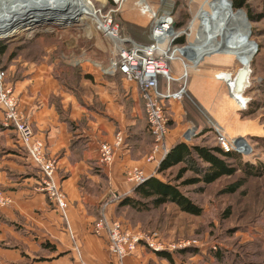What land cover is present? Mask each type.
Here are the masks:
<instances>
[{
    "label": "rangeland",
    "instance_id": "1",
    "mask_svg": "<svg viewBox=\"0 0 264 264\" xmlns=\"http://www.w3.org/2000/svg\"><path fill=\"white\" fill-rule=\"evenodd\" d=\"M89 1L94 13L100 10L103 13L112 12V18L121 25L122 33L140 44L150 42L154 31V22L148 17L149 12L154 11L158 16L170 14L174 19L176 32H184L181 39L188 45L189 42H195L200 26L197 22L193 26V31L188 29L207 0ZM226 5H230L229 9L234 12H230ZM263 5L264 0H249L248 10L255 14L260 13ZM43 12L52 17V13L46 10ZM218 13L228 28H235L243 34L241 44L235 57L216 53L205 57L199 67L191 71L187 97L174 105V112L171 108L168 112L169 133L171 131L172 134L170 145L176 144L178 140L189 145L220 148L218 135L212 129V125H220L234 141L249 143L243 154H238L241 162L243 165H254L262 173L264 169V143L261 141L264 140V18L259 22H252L247 9L234 8V0H221ZM94 17L95 15L81 23L61 25L55 22L45 30L46 33L44 31L37 35L21 33L15 37L1 39L0 47L4 45L7 48L6 54L0 57V66L6 68V83L9 77L15 75L17 68L29 66V60L64 71L65 67L71 69L79 59L96 57L98 54L95 44L103 47L107 44L98 36L96 39L91 33L95 28ZM248 29L249 34H247ZM222 42L223 35H220L216 38V43ZM12 55H15L14 59ZM249 58L251 76L249 86L242 95L243 102L247 100V103L238 104L233 100L229 84L223 78L228 74L235 79ZM174 66L177 70L176 74H181L179 65L174 64ZM9 72L12 75H9ZM204 130L210 131L203 135ZM190 131H193L194 137L187 141L185 134ZM247 133L251 136H245ZM143 138V154H146L144 159L147 162L153 152L154 140L146 131L143 133ZM18 148L21 149L19 145ZM5 150L0 149V153ZM47 155L54 159L49 153ZM169 175L170 180L175 179L178 170L168 172L166 177L158 176L156 173V177L167 182ZM193 177L189 173L181 181L173 184L180 185L179 190L201 209L199 216L184 213L176 205L168 203L158 209L147 211H137L131 207H114L109 212L110 217L106 216V218L109 221H119L124 228L134 233L154 237L162 244L179 245L196 241L197 246L182 250L186 253L181 254L182 251L174 253L177 264L232 262L264 264V173L248 176L243 170H239L234 177L223 178L207 187L202 184L181 185L183 181ZM112 196L111 193L110 199H113ZM101 217L99 211L97 221ZM215 245L217 251L224 250L227 262H216L212 254ZM212 260L213 263L209 262Z\"/></svg>",
    "mask_w": 264,
    "mask_h": 264
},
{
    "label": "crops",
    "instance_id": "2",
    "mask_svg": "<svg viewBox=\"0 0 264 264\" xmlns=\"http://www.w3.org/2000/svg\"><path fill=\"white\" fill-rule=\"evenodd\" d=\"M95 47V58L107 63L108 46ZM81 69L63 71L29 60V66L17 68L7 80L34 135L58 163L57 179L67 196L74 239L67 222L38 191V173L18 148L14 133L2 127L0 112V149H7L0 153V189L14 200L0 211V264H118L109 254L107 239L93 234L94 224L105 203L107 217L117 207L110 202L111 193L113 198L131 195L134 186L126 181L127 169L138 167L153 175L156 164L144 159L143 133L148 131L138 86L120 75L104 76L88 64ZM177 104L171 103L172 112ZM119 131L129 135L126 145L114 165L103 168L100 145L113 142ZM171 136L170 131L169 148ZM173 261L177 264L175 257ZM150 263L171 264L143 247L124 264Z\"/></svg>",
    "mask_w": 264,
    "mask_h": 264
},
{
    "label": "built area",
    "instance_id": "3",
    "mask_svg": "<svg viewBox=\"0 0 264 264\" xmlns=\"http://www.w3.org/2000/svg\"><path fill=\"white\" fill-rule=\"evenodd\" d=\"M94 27L91 33L96 39L100 37L107 48V63L98 61L95 57H84L74 63L72 68H82L88 64L99 69L104 76L116 77L120 75L130 83H135L140 92L143 102L147 126L154 140V148L147 163L156 164L153 175H147L138 167L126 171L127 181L134 187H138L150 178L155 177L161 162L169 153L167 139L169 135L170 119L168 112L171 103H180L188 95L191 71L196 70L200 64L193 62L188 50L195 43L180 45L178 41L184 32H176L174 19L170 14L158 16L151 11L149 17L154 22V31L150 42L140 44L122 33L121 25L114 21L112 12L103 13L102 10L95 11ZM98 36V37H97ZM174 64H178L182 70L176 74ZM197 65V66H196ZM178 67V66H177ZM223 76H221L222 79ZM7 73L0 68V112L2 113V127L14 133L17 144L26 153L31 166L38 173V191L43 193L49 203L61 214L67 222L68 232L74 239L68 224V202L62 185L57 179V162L48 157L45 143L37 138L31 129L27 119L24 117L19 99L15 96L13 89L6 83ZM212 129L218 135L220 148L225 153L243 154L249 147L245 141H234L224 132L220 125H212ZM186 139L191 140L193 131L186 133ZM184 135V136H185ZM127 135L119 131L115 134L113 142H105L100 145L99 164L103 168L114 165L119 152L124 148ZM116 201L120 197H115ZM14 203L12 196L0 189V211L11 207ZM108 202L103 205L102 217L95 223L93 234L97 237H105L109 254L116 258L118 264H124L129 257L135 256L139 248L157 253H169L174 255L198 243L188 242L179 245H166L157 242L154 237L143 233H134L124 228L119 221H109L106 218ZM218 248L216 245L213 250ZM78 257L80 250L75 249Z\"/></svg>",
    "mask_w": 264,
    "mask_h": 264
},
{
    "label": "trees",
    "instance_id": "4",
    "mask_svg": "<svg viewBox=\"0 0 264 264\" xmlns=\"http://www.w3.org/2000/svg\"><path fill=\"white\" fill-rule=\"evenodd\" d=\"M248 1L249 0H234V8L247 9L249 19L252 22L261 21L264 18V5L263 10L260 13L255 14L253 11L248 10ZM184 42V40L180 39L178 44L182 45ZM6 52L7 48L2 45L0 47V57L5 55ZM14 56L15 55H12L13 59ZM12 58L11 60H13ZM0 68L6 71V68L1 66ZM65 68L66 69H64V71L68 69L67 67ZM71 69L76 73H81L82 71L81 68ZM146 130L148 131L150 137H152L148 126ZM209 131L210 130H204L202 134L204 135ZM261 141L264 143V140ZM174 169L178 170V175L175 179L170 180L169 175L167 177L169 181L167 182L165 179H161L160 177H152L144 184L134 187L130 196L122 197L118 201L113 198L110 199V202L117 203V207H131L137 211L158 209L163 205L172 203L184 213L192 216H199L201 214V209L179 190L180 185H174L173 182L181 181L187 174L190 173L194 177L183 181L181 183L182 186L202 184L204 187H207L223 178L234 177L239 170H243L248 176H257L264 173V169L261 173L259 168L254 165H243L241 158L237 153H225L219 147L189 145L183 141H178L170 148L169 153L161 162L160 167L157 170V175L166 177V174ZM101 209L103 210V206ZM45 247L50 248V252H55L54 247H50V245H45ZM223 251L224 250L220 249L212 253L216 262L223 263L228 261L226 260ZM176 253L180 252L177 251ZM182 253L186 252L182 251L181 254ZM155 255L159 258L168 260L171 264H174V255L172 254L157 253ZM39 260H43V258H40ZM230 264L234 263L232 262Z\"/></svg>",
    "mask_w": 264,
    "mask_h": 264
},
{
    "label": "bare ground",
    "instance_id": "5",
    "mask_svg": "<svg viewBox=\"0 0 264 264\" xmlns=\"http://www.w3.org/2000/svg\"><path fill=\"white\" fill-rule=\"evenodd\" d=\"M220 5L221 0H207L204 7L195 17L193 24L188 29V31H193V26L197 22L200 26V30H198L195 38V43L188 50L192 56L193 62L197 64L199 62L202 63L205 57H209L216 53H221L228 57H235L241 44L243 34L235 28H228V26L223 23L218 13ZM226 7L231 12L229 6L226 5ZM43 10L48 11V13H52L54 10H60L62 14L57 17L55 21L61 25L77 22L81 23V21L83 22L85 19L89 17L92 18L95 15L89 0H0V39L9 34L7 33L6 26L17 14H19V16L27 14L29 18L33 16V21L34 19H41L44 21L49 17L51 18V15L49 16L47 13H44ZM149 13H151V11ZM247 34H249V29ZM220 35H223V42L217 44L216 38ZM250 62V58L245 61L244 66L239 70L235 79L228 74H225L223 78V80L229 84L233 100L238 104H243L244 98L242 96L243 93L237 90V79L239 76H246V72H249L250 74L245 83V89L249 86L247 83H249V78L251 76Z\"/></svg>",
    "mask_w": 264,
    "mask_h": 264
},
{
    "label": "water",
    "instance_id": "6",
    "mask_svg": "<svg viewBox=\"0 0 264 264\" xmlns=\"http://www.w3.org/2000/svg\"><path fill=\"white\" fill-rule=\"evenodd\" d=\"M62 13L59 11H52V16L53 17H49L47 18L46 20H49V21H46V20H37V19H34L33 21V16H30V18L28 17L27 14L23 15V16H19V14H17L13 19L12 21H9L8 25L6 26L7 28V35H9L7 37V35L1 39H7V38H11V37H15L16 35L18 34H31L32 35H37V34H40L42 31L45 32V30L50 26L52 25L53 23H55L56 21V18L59 17ZM246 20H247V16H246ZM43 33V32H42ZM46 33V32H45ZM0 39V40H1ZM247 75L246 76H239V78L237 79V84H236V87H237V90L240 92V93H244L245 91V83L247 82L248 80V76H249V72H246ZM249 83H247L248 85ZM247 103V100L245 102H243V104H246Z\"/></svg>",
    "mask_w": 264,
    "mask_h": 264
}]
</instances>
